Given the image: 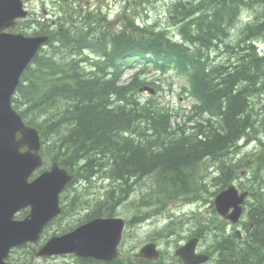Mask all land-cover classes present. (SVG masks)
Instances as JSON below:
<instances>
[{"label":"trees","instance_id":"trees-1","mask_svg":"<svg viewBox=\"0 0 264 264\" xmlns=\"http://www.w3.org/2000/svg\"><path fill=\"white\" fill-rule=\"evenodd\" d=\"M171 14L179 20L204 24L193 39L203 45L224 40L226 32L229 36L230 29L235 31V41L231 35L227 38L231 42H226L235 51L233 58L209 69L201 51L191 53L184 44L171 41L161 32L154 37L143 32L123 37L125 43L139 44L133 45L132 52H152L165 59L167 66H176L180 72L192 76L199 112H209L218 118L217 122L209 120L204 129L199 125L200 133L189 136L171 133L167 130L168 119L158 117L153 123L159 134L154 143L142 144L125 137L123 130L132 127L139 114V105L130 97L128 87H118L116 78L80 72L74 60L71 71L55 77L58 71L54 69L68 56L66 52L82 48L84 35L76 40L75 37L66 40L63 35L53 40L52 48L36 57L18 88L15 106L42 131L46 153L79 176L90 177L97 171H105L124 180L104 200L96 201L97 215L113 214L120 202L129 197L132 203L141 198L152 203L180 195L189 187L190 174L197 170V162L205 158L222 163L215 180L223 186L231 182L245 161L249 168L253 160L259 162L257 156L244 151L239 143L249 144L255 140L254 133L264 132V54L256 44L264 36V0H180ZM245 14L250 17L247 22L243 21ZM119 42V37L110 36L109 42L95 48L113 61L121 48L126 53L130 50L129 44L122 47ZM199 134L205 139H200ZM240 149L243 156H229L240 153ZM262 172L260 166L252 169V182L246 187L252 189L246 224L250 235L246 243L226 236L223 227L211 233L217 264H264ZM178 227L180 223L172 222L166 226L167 234L179 233ZM109 264L166 262L127 256ZM173 264L183 263L176 259Z\"/></svg>","mask_w":264,"mask_h":264},{"label":"water","instance_id":"water-1","mask_svg":"<svg viewBox=\"0 0 264 264\" xmlns=\"http://www.w3.org/2000/svg\"><path fill=\"white\" fill-rule=\"evenodd\" d=\"M24 15L20 0H0V264L10 250L29 240L39 239L44 227L61 209L59 193L70 180L65 169L54 165L32 182L29 177L42 164L38 130L28 126L13 108L12 97L20 78L46 37H22L3 32L12 20ZM22 148H26L25 151ZM236 194L223 193L219 202L228 207ZM31 207L24 220H15L16 212ZM123 222L94 220L75 233L53 237L39 255L75 252L82 256L112 259L117 253ZM188 264L205 260L182 247L177 251ZM143 256L155 258L153 244L142 249Z\"/></svg>","mask_w":264,"mask_h":264},{"label":"rangeland","instance_id":"rangeland-1","mask_svg":"<svg viewBox=\"0 0 264 264\" xmlns=\"http://www.w3.org/2000/svg\"><path fill=\"white\" fill-rule=\"evenodd\" d=\"M156 3V7L158 10L162 11L163 8L162 6H159V3L155 2ZM154 12H157L156 10ZM163 14V13H162ZM162 14L161 15H158V17H162ZM248 16V15H247ZM113 22L111 23V25H113V27H115V24H114V20H112ZM263 39H261L259 42L261 44V46L263 47V50H264V36L262 37ZM152 73V72H151ZM178 77V76H177ZM176 77V82H177V87L176 89L177 90H180V87H181V84L184 83V80L180 77L177 78ZM172 92L170 89L166 88L165 91H162L160 92L159 94H157V96L159 97L160 101L163 103V104H169L170 106L172 107H180L182 106V108L184 109L185 111V114H187L190 109H191V100L190 99H186L184 102H181L180 101V96H172L171 95ZM144 96H147L146 93H144ZM185 114H183V116H185ZM177 120V119H176ZM178 121V120H177ZM179 122V121H178ZM254 145V146H253ZM255 148V149H254ZM258 148V143H255V144H252L251 147H249L248 149H246L247 151H249L252 155H254V153L256 152ZM264 157V156H263ZM263 157L259 158V165L261 163H263V167H264V159H262ZM211 169V167H210ZM209 169V170H210ZM214 170V169H213ZM212 170V171H213ZM264 173V171L262 172ZM252 182V179L250 181V183ZM210 183V186L212 187V183ZM102 184H105V182H102V181H98L95 183V187H94V193L96 195H99L104 189L101 187ZM85 185V184H84ZM87 185V184H86ZM212 190H217V187H212ZM179 200V198L177 199H172V204H175L177 203ZM179 207L180 205L177 204L176 206H171L169 207L167 210H173L172 213L176 214V216L173 217V215L171 214V217H170V220L174 223H180V227H178L179 229V232H181L184 236H187L189 235L190 233L194 232V231H198V227L195 226L193 224V220L191 217L189 216H185V215H180V216H177V213L179 212ZM214 205L211 207V209H213ZM118 212L125 218H130V216L132 215L130 212H128V203L124 204L121 208H119ZM85 212L83 211L82 214H84ZM82 214H78L75 216L76 219H78L79 217L82 216ZM69 219H72V220H75L73 218H70ZM69 219L65 220L63 222V224H65L66 221H68ZM159 224H162L161 221H157ZM151 225H144L142 226L141 228H133V234H132V240L130 242V244L128 245L129 247H131V244H133L134 242L136 244L142 242V241H145V239H147V233L149 232V230H155V226L156 225H153L152 222H150ZM59 227V225L55 224L53 226H51V229H50V232H56L57 231V228ZM215 224L214 222H212L206 229H208V231H206V234L204 236V238L202 239V243L203 245H201L202 249L205 248H210V245L213 244V240H212V229L215 228ZM227 229H236L235 227H232L229 226ZM241 231H244V229L242 228V226L239 228ZM168 238L172 245H174L175 241V237L173 235H171V233L169 234H166V235H163L161 236V238ZM206 242V244H204ZM164 247L165 249H170V245L168 244L167 241H164ZM175 249V247H174ZM23 253H24V249L20 248L18 249L12 256L11 258L15 261H17L18 259L20 260L21 257L23 256ZM165 256L168 258V260L170 258H172V253H166ZM45 263V260H41L40 261V264H44Z\"/></svg>","mask_w":264,"mask_h":264},{"label":"bare ground","instance_id":"bare-ground-1","mask_svg":"<svg viewBox=\"0 0 264 264\" xmlns=\"http://www.w3.org/2000/svg\"><path fill=\"white\" fill-rule=\"evenodd\" d=\"M180 0H169L168 4H164L162 6L163 10L160 11V10H156L157 12H155L157 15H161L162 13V17H167L168 19L170 20H179V18H175V15L171 14V11L173 10V7L175 4L179 3ZM196 1V0H195ZM198 1V0H197ZM171 4L170 6V11L167 12V8H169V5ZM155 11V10H154ZM244 16V19L243 21L246 22L248 20H250V17L247 16V14L243 15ZM263 37V36H262ZM261 37V38H262ZM255 143H258L256 140H253L251 143L249 144H246L245 141L244 142H241L239 143L242 147H244V151H247L246 149H248L249 147H251L252 144H255ZM254 146V145H253ZM259 146V144H258ZM255 149V148H254ZM249 152V151H248ZM260 167L263 168V171H264V167H263V164H260ZM245 192L247 193V196L248 198H251V193H252V189H245ZM164 196H167V195H164ZM180 195H177L176 197L173 198L172 196V199H177L179 198ZM163 197V196H162ZM248 208H249V203L245 204L243 207H242V213H241V217H239V221L235 222L233 224V227H235L236 229L235 230H238V231H241L239 228L242 226V228L244 229L245 233L248 234V236L250 235V232H247L246 230V224L249 220V218L247 217L248 215ZM219 206L218 205H214L213 207V210H219ZM173 217L176 216V214L172 213ZM211 223H206V224H203L201 226L198 227V231H194L192 233H190L189 235H187L188 237V240H190L191 242L184 246V248H186V250H189L192 254H194L195 256H198L200 258H203L204 257V253H205V250L208 249V248H205L202 249L201 245H203V241L202 239L204 238L205 234H206V231H208V229H206ZM215 224V223H214ZM216 226V224H215ZM232 227V225H231ZM217 227L213 228L211 231L213 232L214 229H216ZM226 230V228H224V231ZM198 233V234H197ZM201 233V235H200ZM253 234V233H252ZM204 246V245H203ZM172 258L169 259V261L171 260ZM182 263L183 264H188L184 257L182 256Z\"/></svg>","mask_w":264,"mask_h":264},{"label":"flooded vegetation","instance_id":"flooded-vegetation-1","mask_svg":"<svg viewBox=\"0 0 264 264\" xmlns=\"http://www.w3.org/2000/svg\"><path fill=\"white\" fill-rule=\"evenodd\" d=\"M154 2L159 3V6H163V5L166 4V3L168 4L169 0H164V1L154 0ZM170 6H171V4L169 5V8H167V12H169V11L171 10V9H170ZM154 10H157V7H155ZM59 16H61V15H57L56 18L54 19V21H55ZM61 29H63V28H61Z\"/></svg>","mask_w":264,"mask_h":264}]
</instances>
